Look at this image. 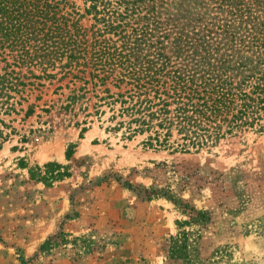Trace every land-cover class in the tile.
Instances as JSON below:
<instances>
[{
    "label": "rangeland",
    "instance_id": "374dc122",
    "mask_svg": "<svg viewBox=\"0 0 264 264\" xmlns=\"http://www.w3.org/2000/svg\"><path fill=\"white\" fill-rule=\"evenodd\" d=\"M85 7L68 0L65 11L84 16L89 37ZM11 63L0 56V74L19 71ZM57 79H22L0 97V264H264V127L201 150L154 148L107 129L91 94L67 110L82 83ZM53 162L69 176L43 181ZM36 223L57 232L16 246Z\"/></svg>",
    "mask_w": 264,
    "mask_h": 264
},
{
    "label": "trees",
    "instance_id": "16d2710c",
    "mask_svg": "<svg viewBox=\"0 0 264 264\" xmlns=\"http://www.w3.org/2000/svg\"><path fill=\"white\" fill-rule=\"evenodd\" d=\"M83 1L89 37L68 0H0V56L19 69L0 74V97L22 79L69 77L82 85L67 110L91 94L110 131L181 152L264 127V0ZM61 167L45 164L41 178L69 176ZM180 245L173 238L172 255Z\"/></svg>",
    "mask_w": 264,
    "mask_h": 264
},
{
    "label": "crops",
    "instance_id": "0c3cea01",
    "mask_svg": "<svg viewBox=\"0 0 264 264\" xmlns=\"http://www.w3.org/2000/svg\"><path fill=\"white\" fill-rule=\"evenodd\" d=\"M26 230H28V228ZM26 230L19 229L14 240L16 246L24 247L26 249L39 246L42 242L57 232L56 228L48 229L45 225H38V223L33 226L31 225L30 234L25 232Z\"/></svg>",
    "mask_w": 264,
    "mask_h": 264
}]
</instances>
